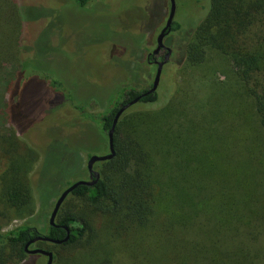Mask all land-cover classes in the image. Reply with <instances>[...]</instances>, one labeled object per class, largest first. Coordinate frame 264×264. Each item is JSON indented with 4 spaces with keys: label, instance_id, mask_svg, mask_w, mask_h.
<instances>
[{
    "label": "trees",
    "instance_id": "16d2710c",
    "mask_svg": "<svg viewBox=\"0 0 264 264\" xmlns=\"http://www.w3.org/2000/svg\"><path fill=\"white\" fill-rule=\"evenodd\" d=\"M206 6L180 58L176 44L157 92L120 117L115 157L95 165L99 181L73 191L57 215L59 227L45 235L63 240L64 227L70 229L69 241L55 245L74 251L67 261L85 250L86 264H264V0H210ZM24 29L21 0H0V81L7 101L1 114L13 124L24 86L39 77L24 55ZM171 31L181 33L182 24L174 22ZM212 61L228 75L219 97L217 91L206 97L197 79L186 78L162 96L171 67L173 73L180 66L179 74ZM46 80L68 101L59 80ZM139 94L123 89L98 114L69 98L81 118L96 125L99 155L109 153L117 112ZM10 141L0 142L1 215L14 211L24 219L34 213L28 175L35 151ZM38 236L31 222L9 232L0 226V264L22 263L27 242ZM40 244L45 250L53 245ZM53 253V264L62 262L61 253Z\"/></svg>",
    "mask_w": 264,
    "mask_h": 264
},
{
    "label": "rangeland",
    "instance_id": "374dc122",
    "mask_svg": "<svg viewBox=\"0 0 264 264\" xmlns=\"http://www.w3.org/2000/svg\"><path fill=\"white\" fill-rule=\"evenodd\" d=\"M209 1L176 0L174 22L182 24L183 31L180 35H168L164 44L172 53L177 44L179 58L186 38L203 19ZM21 7L25 16L24 55L39 77L29 79L19 106L12 111L13 122L20 127L1 114L7 101L0 81V98L4 100L0 104V142L7 139L8 144H13L10 139H15L35 151L32 156L36 161L28 175L34 213L23 219L8 211L7 217H3L1 213L5 209L0 203V226L9 232L31 222L45 236L50 230L54 205L67 184L87 181L88 161L100 153L99 144H95L96 125L82 119L69 98L84 111L98 114L107 110L110 98L119 96L123 89L141 93L151 88L156 67L147 57L156 49L170 3L169 0H95L81 7L76 0H21ZM179 68L173 73L172 67L168 71L161 88H164L163 97L171 94L181 79H197V89L206 97L218 92L214 98L221 95L218 89L228 83L226 70L216 61L203 68L188 66L185 72L177 74ZM46 75L61 82L68 101L62 102L63 96L53 92ZM209 80L216 82V88L205 85ZM0 148L2 151L3 147ZM3 162L0 156V174ZM55 245L48 246L47 251L61 253L59 264L87 263L88 258L81 263L89 254L87 251L77 250L75 258L67 261L69 253L72 255L74 251ZM123 259L118 253L120 263ZM46 263L47 257L43 255L27 254L20 264Z\"/></svg>",
    "mask_w": 264,
    "mask_h": 264
},
{
    "label": "water",
    "instance_id": "95a60500",
    "mask_svg": "<svg viewBox=\"0 0 264 264\" xmlns=\"http://www.w3.org/2000/svg\"><path fill=\"white\" fill-rule=\"evenodd\" d=\"M170 3V10H169V14L165 23L164 28L162 29V31L160 32L158 38H157V45H156V49L153 51V55H157L162 49H164L166 46L164 44V39L166 38V36L170 33V31L172 30V25L174 23V19H175V15H176V11H177V5H176V0H169ZM171 53V50L169 49V54ZM168 59V56H167ZM167 59L161 63L158 64V68H157V72L155 74L154 77V81L152 83L151 88H149L148 90H145L144 92H141L137 97H135L133 100H131L129 103L123 105L119 111L117 112L112 128L109 132V153L108 154H104V155H93L90 157L87 167L88 169L91 171V173H93L96 176V180L94 181H86V180H78L74 183H72L70 186L66 187V189L62 192V194L60 195V197L58 198V200L56 201L54 208L52 210L51 213V217H50V225L53 227L56 225V218L57 215L60 211V208L62 207V205L64 204V202L66 201V199L68 198V196L75 191L78 187L80 186H93L95 185L99 179H100V173L96 172L93 170L94 165L96 163L99 162H104V161H108L111 160L115 157L116 152H115V147H114V134H115V129L117 126V123L120 119V117L128 110L130 109L132 106L138 104L144 97L149 96L150 94H153L155 92H157L159 86H160V82H161V77H162V73H163V67L167 62ZM57 226V225H56ZM64 229L67 231V236L65 239L63 240H54L51 239L49 237L46 236H38L37 238L31 240L26 246H25V252L27 254L30 255H36V254H40L43 255L45 257H47L48 261L46 264H53L54 262V253L51 251H47L44 249H40V248H36V249H29L31 244H34L38 241H43V242H49V243H53L56 245H61L64 244L66 242L69 241L70 239V229L68 227H64Z\"/></svg>",
    "mask_w": 264,
    "mask_h": 264
},
{
    "label": "flooded vegetation",
    "instance_id": "af4514ba",
    "mask_svg": "<svg viewBox=\"0 0 264 264\" xmlns=\"http://www.w3.org/2000/svg\"><path fill=\"white\" fill-rule=\"evenodd\" d=\"M165 26V25H164ZM164 28V27H163ZM172 32V31H171ZM170 32V33H171ZM169 33V34H170ZM168 34V35H169ZM167 35V36H168ZM166 36V37H167ZM166 39V38H165ZM164 39V40H165ZM166 47L164 48V49H162L157 55H153V52L152 53H150L149 55H148V57H147V59H148V62L150 63V64H152L153 66H155L156 67V72H157V68H158V64L159 63H161V62H163V61H165L166 59H167V56H168V59H167V62H166V64L164 65V67L169 63V61L171 60V57H172V49L169 47V46H167V45H165ZM169 49L171 50V53L169 54ZM164 67H163V70H164ZM146 90H148V89H146ZM145 91V90H144ZM143 91V92H144ZM96 165V164H95ZM95 165H94V168H93V170L94 171H96V172H98L96 169H95ZM87 177H88V180L87 181H94V180H96V176L93 174V173H91V171L88 169V167H87ZM52 227V226H51ZM53 227H59V226H53ZM35 239V238H34ZM31 240H33V239H31ZM31 240H29L28 242H27V244L31 241ZM40 241H38V242H36V243H34V244H31L30 245V247H29V249H36L37 248V245H38V243H39ZM26 244V245H27ZM47 261H48V259H47Z\"/></svg>",
    "mask_w": 264,
    "mask_h": 264
}]
</instances>
